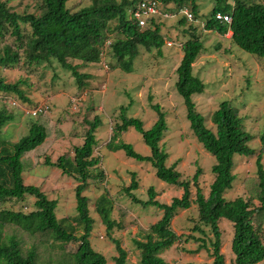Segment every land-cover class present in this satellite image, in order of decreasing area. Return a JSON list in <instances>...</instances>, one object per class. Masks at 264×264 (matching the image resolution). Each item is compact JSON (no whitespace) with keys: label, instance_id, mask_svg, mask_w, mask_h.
I'll list each match as a JSON object with an SVG mask.
<instances>
[{"label":"trees","instance_id":"16d2710c","mask_svg":"<svg viewBox=\"0 0 264 264\" xmlns=\"http://www.w3.org/2000/svg\"><path fill=\"white\" fill-rule=\"evenodd\" d=\"M31 1L35 3L36 13L20 14L0 0V37L9 35L17 43L14 50L10 46L1 49L0 67L11 68L17 65L21 54L30 66L55 61L71 74L76 89L82 91L87 88V81L92 77L90 74L80 73L79 68L103 63L107 65L105 60L108 48L104 50L103 46L112 33L117 35L109 45L110 53L115 59L112 68L120 69L126 74L133 72V63L140 48L159 52L164 45L160 26L155 23L154 18L148 20V24L141 29L135 21L129 19V10L140 0H91L89 6L77 11L67 8V0ZM157 1L164 4L172 2L177 7L189 5L191 13L197 18L196 0ZM218 13L228 15L230 23L217 20L215 16ZM208 14L205 22L203 21L206 32L214 31L225 36L231 33V43L240 50L264 57V0H213ZM184 22L183 18L178 19L179 25ZM21 25L28 26L29 31L24 33ZM183 33H189V38L182 45V57L175 70L177 80L174 86L183 100L185 118L192 134L203 150L214 159L210 170L213 180L205 196L199 186L201 168L197 167L190 178L183 179L182 174L176 170V161L170 166L166 164L169 156L160 143L167 126L165 114L159 105L150 106L157 118L148 130L144 129L142 121L128 118L121 111L118 121L111 127L112 133L105 144L106 150L112 153L122 151L129 159L151 165L159 181L182 191L180 197H174L166 204L156 199L157 193L150 186L146 191L147 199L143 201L134 195L139 187L137 174L128 173L130 181L123 191L131 203L143 208L154 207L162 212L160 219L148 227L142 240L132 241L138 252V264H176L167 263L161 254L183 238L172 231L171 221L180 210H187L192 204L196 207L197 218L193 220L190 234L185 237L184 242L192 240L197 244L195 252L205 250L211 261L186 264H225L221 253V220L229 222L233 228L230 248L234 259L231 264H259L264 261V241L260 226L255 222L264 212V130L258 137L260 150L256 154L248 146L254 135L245 131L239 110L229 101L220 102L210 115L214 132L205 125L204 116L197 112L192 101V96L201 95L205 90L204 83L192 72L194 63L203 51V45L195 34L194 27H189ZM72 62L82 65H74ZM20 86V81L6 84L0 79V93L12 94L27 103L29 100L24 97ZM38 106L34 105L31 109ZM48 110L49 107L42 114ZM13 120V115L0 107V205L32 197L34 210L23 213L0 208V264H43L34 246L25 249L20 237L5 233L8 226L29 237L45 236L47 239L42 242L50 241L48 249L59 248L57 244L77 243L76 251L69 254L62 264H106L105 257L94 251L90 244L94 221L90 215L89 199L84 194L90 181L103 179L101 158L94 154L98 146L96 130L101 124L100 117L94 116L91 121H84L87 129L83 134V142L73 147L71 155H61L55 162L45 160L46 165L57 168L62 175L75 182V215L62 219L56 216L57 202L48 199L39 187L25 185L22 179L21 159L25 153L35 150L45 141L46 129L38 123H31L26 136L15 143H9L3 138V128ZM129 129L141 136L149 149V155H140L131 144L119 140L120 134ZM235 156L256 157L258 207L252 206L249 200L242 197L227 200L224 196L234 181ZM93 206L105 227L106 236L115 246L116 257L113 258V264H127V252L118 240L111 237L113 229H121L122 226L111 218L114 202L109 193H101ZM196 234L201 237H196ZM61 256L60 254L59 260L63 259Z\"/></svg>","mask_w":264,"mask_h":264},{"label":"rangeland","instance_id":"374dc122","mask_svg":"<svg viewBox=\"0 0 264 264\" xmlns=\"http://www.w3.org/2000/svg\"><path fill=\"white\" fill-rule=\"evenodd\" d=\"M1 1L6 2L9 8L17 13H36L35 3L31 0ZM90 4L91 0H67L66 6L72 11H77ZM195 4L198 8L197 18L205 22L213 6V0H196ZM176 7L177 5L172 2L162 3V8L166 10ZM186 7L190 9L189 5ZM178 19L180 18L156 20L164 45L159 52L155 49L146 51L140 48L133 63V72L130 74L112 68L115 59L108 46L105 60L107 70L102 64L79 68L80 73H87L92 77L87 81V88L82 91L76 89L71 74L55 61L51 64L30 66L21 51L20 62L17 65L11 68L0 67V79L6 84L20 81L24 97L29 100L26 103L12 94L0 93V107H4L14 117L11 123L4 126L3 138L9 143L17 142L27 135L31 123L34 122L46 129L45 141L35 150L25 153L21 159L22 179L25 185L39 187L48 199L57 202L58 219L75 215V182L62 175L57 168L46 165L45 160L55 162L61 155H71L73 147L83 142V134L87 129L84 121H91L94 116L100 117L101 124L96 130L98 146L94 154L101 158L103 179L97 182L90 181L84 194L89 199L90 215L94 221L89 238L90 244L94 251L105 257L106 264H113L116 251L114 244L106 236L104 225L94 212L93 203L101 193L108 192L114 202L111 218L122 228H114L111 237L118 240L127 252V264H138V252L132 241L142 240L148 227L157 222L162 213L154 207L143 208L133 204L125 196L123 188L129 184L128 173L135 172L138 176L139 187L134 195L140 200L147 199L146 191L150 186L155 189L156 199L160 203L168 204L172 198L180 197L182 193L178 187L159 181L151 165L129 159L122 151L112 153L106 150L105 144L111 136V127L118 121L121 111L128 118L142 121L144 129L148 130L157 118L150 106L159 105L165 114L167 126L160 143L161 148L169 156L166 164L170 165L176 161L178 163L176 170L182 174L183 179L190 178L197 167L201 168L199 186L205 196L213 180L210 170L214 159L203 150L192 134L185 118L183 100L174 86L177 80L175 70L182 57V45L189 38V33L183 31H187L189 27L195 28V34L199 36L203 45V51L192 69L193 74L205 85L201 95L192 96L197 112L204 116L205 125L214 132L210 115L218 108L220 102L229 101L239 110V116L244 120L245 131L254 135L248 146L254 149L256 154L260 150L258 137L264 130V57L260 58L240 50L231 43L229 35H219L214 31L206 32L203 28H196L186 21L179 25ZM21 27L24 33L29 31L28 26ZM116 36V33H112L106 42L110 45ZM5 46H10L14 50L17 43L13 37L5 35L0 37V51ZM72 63L82 65L79 62ZM34 105H45L49 110L36 116L27 114L26 110ZM119 140L131 144L134 151L140 155H149V149L133 129L121 133ZM255 158L234 157V181L231 189L224 195L227 200L242 197L249 200L252 206H259L256 198L258 190ZM262 164L264 167V152ZM33 203L34 198L25 197L19 201H7L1 204L0 208L29 213L34 210ZM196 218V207L192 204L189 209L180 210L172 219V231L183 238L162 252L161 257L167 263H210L211 259L205 250L195 252L196 243L192 240L184 242ZM255 224L260 226L264 241V212ZM219 228L222 234L221 253L225 264H231L234 259L230 248L233 228L225 220L220 221ZM5 233L20 237L25 249L34 246L43 264H62L78 246L77 243L57 244L59 248L48 249L50 241L42 242L47 239L45 236L29 237L11 226L5 228ZM196 237L201 236L196 234ZM60 254L63 259L59 260ZM259 264H264V261Z\"/></svg>","mask_w":264,"mask_h":264},{"label":"built area","instance_id":"2783aa9c","mask_svg":"<svg viewBox=\"0 0 264 264\" xmlns=\"http://www.w3.org/2000/svg\"><path fill=\"white\" fill-rule=\"evenodd\" d=\"M152 18L155 19V22L160 19L183 18L190 25H199L201 28L204 27V22L198 20L193 13H191L190 9L184 6L166 10L162 8V3L157 0H140L129 10V19L135 21L140 29L144 28L148 24V20ZM215 18L226 23H230L231 21L228 15H221L219 13L216 14ZM108 46V42H105L103 46L104 50H106ZM102 67L105 70L108 69L107 65L102 64ZM46 109L47 106L40 105L31 110L27 109L26 113L31 116H36L42 114Z\"/></svg>","mask_w":264,"mask_h":264},{"label":"crops","instance_id":"0c3cea01","mask_svg":"<svg viewBox=\"0 0 264 264\" xmlns=\"http://www.w3.org/2000/svg\"><path fill=\"white\" fill-rule=\"evenodd\" d=\"M230 34H231V33H229V36H230ZM229 38H230V37H229ZM241 65H242V64H241ZM154 122H155V121L152 122V125H153ZM152 125H151V126H152ZM168 158H169V157H168ZM167 161H168V159H167ZM170 165H171V164H170ZM170 165H168V166H170Z\"/></svg>","mask_w":264,"mask_h":264}]
</instances>
